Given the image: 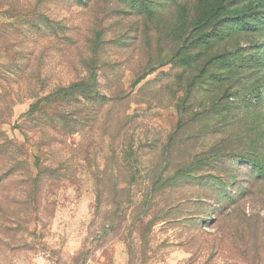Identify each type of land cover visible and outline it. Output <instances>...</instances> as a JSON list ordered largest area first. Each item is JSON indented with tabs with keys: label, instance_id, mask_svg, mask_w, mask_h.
<instances>
[{
	"label": "rangeland",
	"instance_id": "obj_1",
	"mask_svg": "<svg viewBox=\"0 0 264 264\" xmlns=\"http://www.w3.org/2000/svg\"><path fill=\"white\" fill-rule=\"evenodd\" d=\"M0 264H264V0H0Z\"/></svg>",
	"mask_w": 264,
	"mask_h": 264
}]
</instances>
